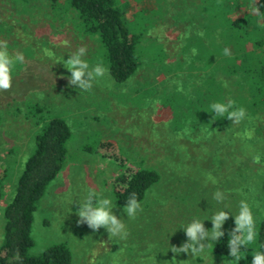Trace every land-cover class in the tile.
Segmentation results:
<instances>
[{"label":"rangeland","instance_id":"374dc122","mask_svg":"<svg viewBox=\"0 0 264 264\" xmlns=\"http://www.w3.org/2000/svg\"><path fill=\"white\" fill-rule=\"evenodd\" d=\"M173 1L170 7L171 0H128L126 16L138 13L133 20L147 24L143 39L151 37L147 44L158 54L160 38L172 49L185 38V27L171 26V32L165 26V16L172 20L170 13L175 14L180 0ZM238 4L234 17L251 14L248 0ZM75 23L70 11L61 7L53 11L47 0H0V51L13 61L21 58L11 69L16 72L11 87L0 90V106L7 111L0 124V155L7 159L8 149L15 152L8 159L14 170L5 190H10L32 152L38 129L22 113L14 114L15 106L25 111V103H38L71 131L63 166L33 215L30 254L39 256L52 245L65 244L71 264H226L212 255L215 241L206 233L214 227L211 217L217 212L227 213L221 228L235 222L241 200L255 215L264 213V111L248 112L239 123L230 119L221 123L225 116H217L209 105L231 100L236 108L247 102L249 93L233 84L234 78L223 79L203 54H191L188 41L180 58L169 51L164 60H154L156 65H142L125 83H116L107 69L95 77L92 68L101 62L102 51L95 39L76 32ZM194 43L191 47L198 45ZM80 49V59L89 67L81 81L73 83L65 63ZM178 62L183 66L180 75L173 71ZM165 64L171 69L163 70ZM208 91L211 97H204ZM187 105L192 109L186 111ZM193 121L194 130L189 126ZM101 141L116 149H100ZM120 163L151 167L162 176L133 218L113 195L114 179L123 172ZM89 192L95 194L94 200L112 199L111 211L124 222L125 238L81 221L77 208ZM216 192L223 198H215ZM11 198L6 195L0 205V242L3 210ZM193 220L203 222L204 233L196 246L204 248L199 253L191 252L192 241L184 229ZM185 245L189 250L179 251Z\"/></svg>","mask_w":264,"mask_h":264},{"label":"trees","instance_id":"16d2710c","mask_svg":"<svg viewBox=\"0 0 264 264\" xmlns=\"http://www.w3.org/2000/svg\"><path fill=\"white\" fill-rule=\"evenodd\" d=\"M47 2L53 11L60 7L70 11L75 16L76 32L80 36L96 40L102 51L101 61L116 83L127 82L144 64L156 65L154 60L159 58L164 60L169 51L176 53V57L180 58L187 49L188 41V49L195 48L196 57L199 53L200 56L203 54V59L213 62L210 66L213 67L215 64L223 79L234 78L233 84L249 93L247 102L238 103L236 108L243 107L246 113L264 111V0H248L251 9L257 7L259 13L251 12L237 17L233 14L239 7L238 0H180L179 4H176L177 13L166 10L167 13H173H170L172 20L169 21L165 16L167 19L164 21L171 32L172 27H185V38L182 39L180 47L177 45L175 49H172V44L160 42L162 39L160 38L159 54L153 52L152 44H147L151 37L143 39L144 34L148 32L147 24L143 23V20H140L142 24L139 22L136 24L133 20L138 13L131 17L126 16L128 0H62V3L59 0H47ZM173 2L171 0L170 7ZM163 11L165 10L162 9ZM174 22L177 24L172 25ZM158 35L155 36L159 37ZM156 39L153 38L155 41ZM194 42H198V45L191 47ZM225 49L228 50L227 54ZM168 65L165 64L162 69L167 71L171 69L172 66ZM173 71L180 75L183 71L180 62L175 65ZM15 73L12 72V76ZM209 91L210 94L207 93L204 97H211L212 93ZM188 105L186 111L192 109ZM23 106L25 111L15 106L13 113L16 115L22 113L25 119L31 121L33 128L38 129L34 133L32 152L16 181L11 182L9 191L5 190V186L10 179L11 171L14 170L12 167L14 163L8 159L15 152L11 148L8 149L5 153L7 159L0 155V205L5 202L6 195L7 197L12 195L3 210L0 264H71L72 255L65 244L52 245L39 256L30 254L34 245L31 236L33 215L49 183L63 166L71 131L63 119L50 115L42 105L29 101ZM6 113V109L0 106V124ZM227 119L225 114V117L219 120L225 123ZM195 124V121L190 123L192 130L195 129ZM97 146L109 152L116 149L114 144L108 141H101ZM111 158L113 160V157ZM120 168H123V172L114 179L113 188V195L119 207L124 208L132 193H135L138 203H142L147 194L161 181L160 172L151 167H132L120 163ZM244 189L245 192H249L248 188ZM252 214L256 240L252 247L241 250L244 258L239 264H251V256L259 250V245H264V213ZM235 227L233 222L221 228L222 235L210 248L212 255L226 264H231L228 243L238 235L234 231ZM17 253L19 259L14 258Z\"/></svg>","mask_w":264,"mask_h":264},{"label":"clouds","instance_id":"9594fccd","mask_svg":"<svg viewBox=\"0 0 264 264\" xmlns=\"http://www.w3.org/2000/svg\"><path fill=\"white\" fill-rule=\"evenodd\" d=\"M252 13H259V8L253 7L251 9ZM227 49H225V54H227ZM80 52L75 54L70 58L65 64L68 70L72 73L71 80L73 83L81 81V77L85 75L84 70L89 67L88 63L82 62L80 59ZM193 55L196 54V49H192ZM20 57L16 60H11L6 51H0V90H7L11 87L12 71L20 63ZM93 72L91 75L95 77H101L106 72V67L103 62H98L92 68ZM81 87L88 89L91 88V84L81 83ZM234 102L229 100L227 102H213L209 105L210 110L217 116L224 117L227 114V118L234 120L239 123L241 120L245 119L246 111L243 107L233 108ZM244 136L250 137V133L245 132ZM215 198L222 199V194L216 192ZM95 194L89 192L85 197L84 201L79 204L77 208V215L80 217L82 222H87V224L92 229H99L101 227L105 228L110 236L120 237L121 239L127 236L126 226L123 221L118 220L116 216L112 213L111 209L114 207V202L111 198L107 196H99L94 200ZM140 205L136 199L135 193L131 194L130 199L126 202L124 206V212L127 217H135L137 210ZM227 213L225 211H220L215 213L211 217L214 227L206 233V235L212 241H216L219 236L222 235L220 228L226 219ZM203 222L193 220L190 224L185 227L187 236L192 241L191 252L199 253L203 250L204 246H196L198 239L202 238L204 229L202 227ZM235 235L234 238L229 240L228 248L230 249L231 264H239V261L244 258V253L242 249L247 250L252 247L254 241L256 240V232L254 230V219L250 206L245 200H241L239 203V213L235 216ZM185 245L179 251H188V247ZM259 250L251 256V264H264V245H259ZM176 249V248H174ZM178 250V249H177ZM19 259V254L17 253L14 257Z\"/></svg>","mask_w":264,"mask_h":264}]
</instances>
